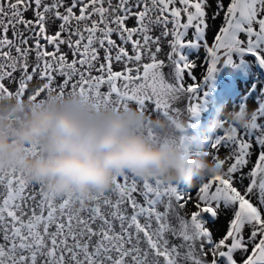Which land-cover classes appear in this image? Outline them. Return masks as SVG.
Returning a JSON list of instances; mask_svg holds the SVG:
<instances>
[{
	"label": "snow or ice",
	"instance_id": "snow-or-ice-1",
	"mask_svg": "<svg viewBox=\"0 0 264 264\" xmlns=\"http://www.w3.org/2000/svg\"><path fill=\"white\" fill-rule=\"evenodd\" d=\"M248 55L264 66V0H0V97L134 104L149 124L154 113L180 130L183 113L191 127L201 109L202 84L186 83V70L197 81L199 61L214 79L219 65ZM256 101L249 124L229 121L201 143L217 171L195 196L129 171L85 204L0 166V264H264V98Z\"/></svg>",
	"mask_w": 264,
	"mask_h": 264
},
{
	"label": "clouds",
	"instance_id": "clouds-1",
	"mask_svg": "<svg viewBox=\"0 0 264 264\" xmlns=\"http://www.w3.org/2000/svg\"><path fill=\"white\" fill-rule=\"evenodd\" d=\"M136 108L93 107L78 96L38 101L0 97V166L22 169L56 196L69 193L85 204L108 191L119 175L140 176L192 186L217 171L201 147V134L165 116L148 123ZM243 127L251 111L219 107L204 124L217 133L227 122ZM33 146H39L34 152Z\"/></svg>",
	"mask_w": 264,
	"mask_h": 264
},
{
	"label": "bare ground",
	"instance_id": "bare-ground-1",
	"mask_svg": "<svg viewBox=\"0 0 264 264\" xmlns=\"http://www.w3.org/2000/svg\"><path fill=\"white\" fill-rule=\"evenodd\" d=\"M230 2V0H224V3L227 5ZM214 7V5H213ZM26 16L28 18L32 17V12L29 11L26 13ZM213 23L212 30L207 33V40L209 42V45H211L214 40L213 37L215 34H218V27L222 26V20H216ZM134 24V21H129V26H132ZM11 32H9V36L11 37ZM191 35V32H190ZM115 38V37H114ZM67 51V48L64 49ZM201 58L204 57V51L202 50L200 53ZM69 59H71V54L69 53ZM194 74L199 77H197V81H192L191 83L200 82L202 84L201 88V109L197 117L199 118V123L201 126H203L204 122H207L211 116L217 111L219 107H223L225 111H231L233 109H238L242 103L247 101V107L250 111L256 110L258 107V103L256 101V98H264V66L259 65L255 59L248 55L245 56L243 59H241L239 56L236 57L234 61V65H219V70L214 74V79H208L205 80V76L207 75L206 67L203 63L198 61V66L193 70ZM193 75V74H192ZM189 79H186V83ZM207 86L206 89L203 90L204 86ZM230 86L231 89L229 91L222 89L221 87L224 86ZM11 87H15V85H11ZM225 88V87H224ZM106 90V89H104ZM212 91H215L214 97L211 99L209 97H212ZM253 93L256 94V97L253 96ZM225 98V99H224ZM133 108H135V105H131ZM180 107L183 109L186 107V105L182 104ZM209 111L207 112V110ZM158 115L152 114V118L155 119ZM196 116H189L190 122L192 119H195ZM183 121H187V113L184 112L183 115L180 117ZM193 127V126H192ZM227 127V125L225 126ZM197 129V128H196ZM192 130V128H191ZM203 132L201 134V138L205 135L207 138L213 137L215 135H222L223 129L219 130L217 133L211 134L204 131L203 126ZM204 138V137H203ZM227 152V149L221 148L220 152L218 153L219 156L224 157ZM199 184V181L196 183V185ZM192 187H195V183L192 185ZM191 187V188H192ZM191 195H196V187L194 189H191ZM191 203H189L190 205ZM187 207L190 210H195L193 205ZM227 226V221L225 217H221L216 224L212 225L211 228L215 231V235L217 238H219L220 235L223 234L225 228Z\"/></svg>",
	"mask_w": 264,
	"mask_h": 264
},
{
	"label": "rangeland",
	"instance_id": "rangeland-1",
	"mask_svg": "<svg viewBox=\"0 0 264 264\" xmlns=\"http://www.w3.org/2000/svg\"><path fill=\"white\" fill-rule=\"evenodd\" d=\"M191 74L195 75V74H194V71H193ZM195 76H196V75H195ZM197 77H199V76H197ZM186 79L188 80L187 70H186ZM188 82L191 83V80L189 79ZM206 87H207V86L205 85V86L203 87V90L206 89ZM224 87H225V88H224ZM224 87H221V89H220V90H221L220 94H222V89H223V90H226V91H229V90L231 89V87H230L229 85H228V86H224ZM213 92H215V91H212V94H213L212 97H209V98H211V99H212V98L214 97V95H215V93H213ZM224 99H225V98H224ZM208 111H209V109L207 110V112H208ZM199 114H201V113H199ZM199 114H198V115H199ZM198 115H197V116H198ZM197 116L195 117L196 120H195V119H192L190 130H191V128H192V130H197V131L200 132V134H202V133H204L202 129H203V126H204V124H205L206 122H204V123H203V126H201L200 124L197 123V121L199 122V120H198L199 118H198ZM199 123H201V122H199ZM201 124H202V123H201ZM192 126H193V127H192ZM196 128H197V129H196ZM206 134H207V132H206ZM203 137H204V138H203ZM203 137H202V139H201V143H202V142L205 140V138H206L205 135H204ZM207 138H208V134H207ZM196 183H197V182H195V186H196ZM182 186H187V185H183V184H182ZM194 188H195V187H192L191 189H194ZM190 206H191V204L189 205V207H190Z\"/></svg>",
	"mask_w": 264,
	"mask_h": 264
}]
</instances>
